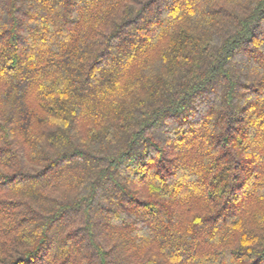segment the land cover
<instances>
[{
	"label": "trees",
	"instance_id": "1",
	"mask_svg": "<svg viewBox=\"0 0 264 264\" xmlns=\"http://www.w3.org/2000/svg\"><path fill=\"white\" fill-rule=\"evenodd\" d=\"M0 264H264V0H0Z\"/></svg>",
	"mask_w": 264,
	"mask_h": 264
}]
</instances>
